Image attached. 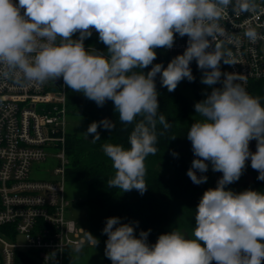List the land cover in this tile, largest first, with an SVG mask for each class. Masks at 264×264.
<instances>
[{
	"label": "clouds",
	"instance_id": "obj_1",
	"mask_svg": "<svg viewBox=\"0 0 264 264\" xmlns=\"http://www.w3.org/2000/svg\"><path fill=\"white\" fill-rule=\"evenodd\" d=\"M230 7L236 16L264 13L257 0H0V78L22 86L62 78L66 88L98 107L112 101L119 120L134 124L130 148L102 145L115 169L109 187L147 191L145 160L157 154L158 136L172 128L159 113L158 74L161 86L173 92L182 80H195L190 68L195 60L203 71L201 83L211 89L195 103L200 119L186 134L195 157L187 176L196 185L206 183L208 177L198 173L207 172L210 162L222 177L200 198L192 238L174 228L149 244L150 229L137 237L133 223L109 217L102 233L112 264H264V192L226 187L240 179L249 159L264 181V103L246 91L245 75L220 67L235 64L218 42L226 36L220 22ZM93 31L107 54L85 47ZM177 34L188 37L183 54L167 67L153 64L156 49H171ZM244 36L253 43L261 38L255 28ZM150 65V71H141ZM218 83L222 86L213 87ZM100 127L111 132L115 123L92 122L84 135L95 143ZM252 140L255 152L249 149ZM88 239L98 244L91 233ZM74 250L79 253L80 244Z\"/></svg>",
	"mask_w": 264,
	"mask_h": 264
},
{
	"label": "built area",
	"instance_id": "obj_2",
	"mask_svg": "<svg viewBox=\"0 0 264 264\" xmlns=\"http://www.w3.org/2000/svg\"><path fill=\"white\" fill-rule=\"evenodd\" d=\"M257 3L264 7V0ZM220 23L226 36L218 42L235 63L227 65L228 72L245 75L243 86L250 94L251 82L264 80V13L236 16L230 7ZM249 28L261 37L254 43L244 36ZM187 41L177 34L167 50L183 53ZM56 81L22 86L0 78L1 264H15L18 251L32 254L40 264H66L67 249L94 246L84 229L66 218L71 207L66 194L69 114L63 79L60 89ZM42 163L54 165L53 177L32 178L33 166Z\"/></svg>",
	"mask_w": 264,
	"mask_h": 264
},
{
	"label": "trees",
	"instance_id": "obj_3",
	"mask_svg": "<svg viewBox=\"0 0 264 264\" xmlns=\"http://www.w3.org/2000/svg\"><path fill=\"white\" fill-rule=\"evenodd\" d=\"M107 54V49H97ZM157 59L153 64L161 63L164 67L175 56L182 52H169L167 49H156ZM221 71L228 72L227 64L221 62ZM190 68L195 80L189 82L182 80L173 92H168L161 86L159 74L156 77V88L159 93V113L163 114L172 124L169 132L158 136L156 155H149L145 160L147 174L145 177L147 191L141 195L133 189L128 192L109 187L108 181L115 175L112 161L104 154L102 145L105 143L119 144L125 149L130 148L129 136L134 124L125 125L115 113L112 101H107L103 107H98L94 101L88 100L83 94L73 92L66 88L67 108L69 118L81 119L85 122L86 132L92 122H99L105 118L113 120L115 128L111 132L103 127L98 128L100 140L93 143L92 136L69 131L67 138V154L70 164L67 168V183L86 185V197L81 201L82 206L89 212V233L102 241L104 264H112L105 256L107 235L102 233L109 217L121 218V223H133L135 234L139 237L141 231L151 230L148 243L154 244L158 236L172 231L174 228L182 230L189 238L195 227V209L204 192L215 188L222 173L213 172L211 163L208 171L198 173L208 177L206 183L194 184L187 176L194 154L191 142L187 139L190 126L200 119L196 114L194 105L202 101L211 89L201 83L203 71L197 67L193 60ZM151 70L142 69L144 73ZM223 79V77L221 78ZM216 84L213 87H221ZM250 95L259 97L264 103V80L253 81L250 84ZM140 117H137L139 120ZM158 132L161 126L158 125ZM175 137V139H172ZM178 153L174 157L172 153ZM252 181L249 185L241 187V177L238 181L226 187L234 192L248 189L264 192V181L258 180V172L249 166ZM138 222V223H137ZM3 230V229H1ZM1 264V256H0ZM15 264H40L34 256L24 251L16 253ZM215 264V262H213Z\"/></svg>",
	"mask_w": 264,
	"mask_h": 264
},
{
	"label": "rangeland",
	"instance_id": "obj_4",
	"mask_svg": "<svg viewBox=\"0 0 264 264\" xmlns=\"http://www.w3.org/2000/svg\"><path fill=\"white\" fill-rule=\"evenodd\" d=\"M78 33L74 35V39L78 38ZM86 48L102 49L107 47L99 41L98 33L94 32L91 37L84 41ZM68 129L72 133L84 134L86 132L85 122L81 119L69 118ZM249 149L251 152L256 151V141L252 140L249 143ZM249 166H251L250 159L246 161V166L241 175L243 179L240 186L243 188L249 185L252 181V177L249 174ZM54 165L51 163L36 164L32 168L31 177L34 179H48L52 176ZM86 185L83 184H66V194L69 200H71V207L66 212V218L73 220L77 225L84 229V236L88 239L89 233V212L88 209L82 206L81 201L86 197ZM88 232V233H87ZM98 244L92 247H85L79 253L75 252L74 248H69L65 251V263L66 264H104L103 261V244L98 238ZM20 242H24V237H19ZM90 242V241H89Z\"/></svg>",
	"mask_w": 264,
	"mask_h": 264
},
{
	"label": "water",
	"instance_id": "obj_5",
	"mask_svg": "<svg viewBox=\"0 0 264 264\" xmlns=\"http://www.w3.org/2000/svg\"><path fill=\"white\" fill-rule=\"evenodd\" d=\"M60 82H61V78L58 79V80L55 82V84L58 86L59 89L61 88Z\"/></svg>",
	"mask_w": 264,
	"mask_h": 264
}]
</instances>
